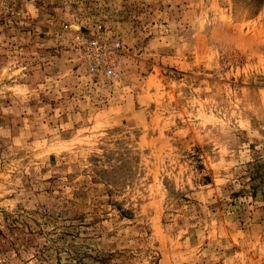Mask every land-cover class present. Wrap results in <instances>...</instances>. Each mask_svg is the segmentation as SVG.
Returning <instances> with one entry per match:
<instances>
[{"label": "rangeland", "instance_id": "obj_1", "mask_svg": "<svg viewBox=\"0 0 264 264\" xmlns=\"http://www.w3.org/2000/svg\"><path fill=\"white\" fill-rule=\"evenodd\" d=\"M0 264H264V0H0Z\"/></svg>", "mask_w": 264, "mask_h": 264}]
</instances>
